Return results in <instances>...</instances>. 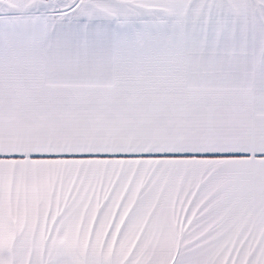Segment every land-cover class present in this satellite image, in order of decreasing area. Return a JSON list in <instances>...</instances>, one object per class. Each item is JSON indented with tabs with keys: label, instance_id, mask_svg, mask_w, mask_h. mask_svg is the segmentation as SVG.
<instances>
[{
	"label": "snow or ice",
	"instance_id": "obj_1",
	"mask_svg": "<svg viewBox=\"0 0 264 264\" xmlns=\"http://www.w3.org/2000/svg\"><path fill=\"white\" fill-rule=\"evenodd\" d=\"M0 264H264V0H0Z\"/></svg>",
	"mask_w": 264,
	"mask_h": 264
}]
</instances>
